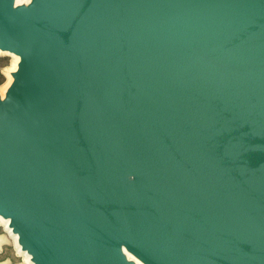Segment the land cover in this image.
<instances>
[{"label":"water","instance_id":"95a60500","mask_svg":"<svg viewBox=\"0 0 264 264\" xmlns=\"http://www.w3.org/2000/svg\"><path fill=\"white\" fill-rule=\"evenodd\" d=\"M0 55L32 264H264V0H0Z\"/></svg>","mask_w":264,"mask_h":264},{"label":"rangeland","instance_id":"374dc122","mask_svg":"<svg viewBox=\"0 0 264 264\" xmlns=\"http://www.w3.org/2000/svg\"><path fill=\"white\" fill-rule=\"evenodd\" d=\"M14 57H6V66L4 68L7 71V76L5 81L0 84V90H4L11 81V75L9 71L15 69L13 67ZM0 239L3 240V243L0 242V264H32L30 259L27 258L18 248V244L15 242L14 237L7 229V226L0 220Z\"/></svg>","mask_w":264,"mask_h":264},{"label":"bare ground","instance_id":"6f19581e","mask_svg":"<svg viewBox=\"0 0 264 264\" xmlns=\"http://www.w3.org/2000/svg\"><path fill=\"white\" fill-rule=\"evenodd\" d=\"M13 57H14L13 67L16 68V66H17V62H18V59H19V58H18V56H16V55H13ZM11 80H12V76H11ZM10 82H11V81H10ZM0 219H1V221L5 224V226H8V220H5V219L2 218V217H0ZM8 230H9L10 233L13 235V237H14V239H15V242L18 244V242H17V235L14 234V233H12V231H11L10 228H8ZM0 247H1V246H0ZM18 248H19L20 252H22L27 258L30 259V257H29V255L27 254V252L21 250L20 245H18Z\"/></svg>","mask_w":264,"mask_h":264},{"label":"trees","instance_id":"16d2710c","mask_svg":"<svg viewBox=\"0 0 264 264\" xmlns=\"http://www.w3.org/2000/svg\"><path fill=\"white\" fill-rule=\"evenodd\" d=\"M6 57L7 56L0 55V84H2L6 79V75L4 74V68L6 66Z\"/></svg>","mask_w":264,"mask_h":264}]
</instances>
